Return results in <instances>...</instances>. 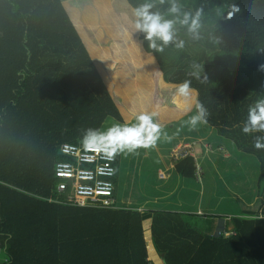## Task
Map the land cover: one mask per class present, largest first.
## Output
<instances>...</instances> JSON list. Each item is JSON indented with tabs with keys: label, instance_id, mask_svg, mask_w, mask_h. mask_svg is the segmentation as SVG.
Here are the masks:
<instances>
[{
	"label": "trees",
	"instance_id": "16d2710c",
	"mask_svg": "<svg viewBox=\"0 0 264 264\" xmlns=\"http://www.w3.org/2000/svg\"><path fill=\"white\" fill-rule=\"evenodd\" d=\"M142 1L0 0L1 264H264V150L254 147L264 133L242 132L249 106L264 95V0H182L183 11L202 9L200 39L177 24L184 47L163 52L134 27ZM157 7L173 19L167 2ZM185 80L195 90L188 100L176 94ZM197 103L231 150L259 164L260 203L229 217L230 230L206 235L192 213L185 221L177 211L151 212L147 220V211L119 202L96 208L67 201L68 190L58 195L55 167L69 160L63 144L140 112H155L164 128ZM172 163L196 180L194 157Z\"/></svg>",
	"mask_w": 264,
	"mask_h": 264
},
{
	"label": "rangeland",
	"instance_id": "374dc122",
	"mask_svg": "<svg viewBox=\"0 0 264 264\" xmlns=\"http://www.w3.org/2000/svg\"><path fill=\"white\" fill-rule=\"evenodd\" d=\"M151 2H154L156 5V7L152 9V11L160 12L161 9L157 7V5L160 4L159 0H151ZM189 2L190 0H185V5H187ZM144 3L145 2L142 1L140 5ZM178 3L180 5L181 4L183 5L182 0H178ZM161 14L165 15V13H161ZM180 28L182 29V26H180ZM194 113L195 112H192L191 115H193ZM191 115L187 116L186 118H183L179 123L176 122L171 124L170 126H168L169 128L166 126L169 132L171 134H177L176 136L179 139L178 146L171 149L170 152L168 148H172V145H169L167 143H165L167 146L166 149L164 151L161 149L163 147V145L161 144L167 141V138L163 140L161 138V140L157 142V145L154 148H148V149L141 148L137 150L135 153H124V155H126V157L128 156L131 157L132 160H136L135 161V165H136L138 164L137 162L141 157H145L146 154L149 153V155L152 156V157L148 156L150 158L149 161H151L152 164H155L154 165L155 168H157L160 165L159 157L163 156L164 153L166 155L168 154L167 157H170L169 159L170 161H174L177 159V157H180L182 155L185 156L190 155L195 159H197L198 163L202 159L208 158L210 164L212 165L211 166L212 169L220 168L219 162L215 167H213L211 161L214 157L216 156L226 157L229 159L228 161H226L228 162L227 163L228 168L225 167L224 168L225 170L222 173H221V169H219V175L222 177L224 186L222 183H219L220 189L209 190L210 188L214 187L213 183H215L216 181V179H214V180H210V187H208V189H199L200 187L199 183H201V180L203 179V176L205 174V169L204 166L202 167L201 163L197 164V173H198L197 177H199L196 178L197 182L195 180H191L193 183L192 185L191 181L189 182V180H187L186 186H184V188L175 189L174 195L166 201L169 202L170 204L166 206L174 207L175 203L173 202L179 201V204L181 205V209H184L186 212L196 214L199 204L205 205L208 202V199L211 198V200L213 199L216 202L213 205L215 209L212 211L211 214H213V212L214 213L231 212L232 213L231 215H238L237 213H242L243 211L246 210L244 209L245 207L249 208V210H253V209L256 210L259 203L256 207H253L254 205L251 207L250 205L253 203V201L256 200V199L253 200L254 199L253 197L255 196L253 192L257 190V186L255 185V183L257 184L256 179L260 172L257 161L254 160L253 156L248 155L246 153L243 154L248 155L252 163H250L249 161L246 162L244 159H240L238 156H240L241 154H238L234 149L231 150V148L227 145V143L223 142L224 141L223 139L225 138L218 136L215 128L209 126L208 124L200 125L196 130H190L189 127L186 125V121ZM132 120L134 123L136 122L135 117ZM106 122L108 123H104V125H102L100 129L107 130L109 127L113 125L114 122H116V120L111 121L110 119H108ZM182 135H184V138L181 140ZM217 139H220L221 144L216 141ZM120 162H121V154L119 155L118 167H121ZM127 169L130 170L128 167ZM209 170H211V168H209ZM209 170H207L206 173H209ZM202 172H204V174ZM137 175L138 176L142 175V179L144 180L143 172L140 171L137 173ZM160 177H162L161 174ZM163 179H167V178H163ZM219 185L217 184V187L215 188H219ZM222 187L224 188L222 189ZM151 189H154V187L153 186L146 187V190L144 192L146 196L142 195V198L137 202V205L141 206V208L139 206L138 207L134 206L136 205L135 202L129 203L124 200L125 202H123L122 204L123 200L119 201L121 195L123 199L128 198L129 191L127 192L126 191L127 189H120V187L119 189H116V200L119 203L121 202L120 207L132 208L134 210H139L141 213H143L145 212L146 208L149 206L151 207L159 206V202L155 201L156 195ZM232 190L236 192L238 191L239 196L233 197L232 195H228L227 192L231 193ZM217 193L219 194L216 195ZM134 195L137 197L136 190H134ZM241 202L243 203L242 204L243 206L241 205ZM247 202L249 203L248 205H246ZM203 209H206V206H204ZM195 217L196 220L194 219L193 223H195V226L198 229L202 230L204 233H207L209 235L210 234L214 235L218 230L217 227L219 220L215 218L214 215L205 216V217H198L195 215ZM191 218L192 216L188 215L187 218H185V221L191 220ZM196 227L194 229H196ZM229 228L231 227H227L225 228V230L227 229L230 230ZM221 230L222 229H220V231ZM145 237L148 246H151L150 234Z\"/></svg>",
	"mask_w": 264,
	"mask_h": 264
},
{
	"label": "clouds",
	"instance_id": "9594fccd",
	"mask_svg": "<svg viewBox=\"0 0 264 264\" xmlns=\"http://www.w3.org/2000/svg\"><path fill=\"white\" fill-rule=\"evenodd\" d=\"M166 2L169 4L167 15L172 16L173 19H167L159 11H152L156 5L151 0H146L144 4L133 9L135 29L145 35L149 48L156 52H163L169 44H174L177 48L184 47V41L177 33V24L186 27L193 39H200L202 9L197 10L193 15L191 12L183 11L178 0H159L160 4ZM191 75L198 78L199 73L193 72ZM194 91L189 80L176 86L177 96L185 100L190 99ZM208 115L204 105L197 103L195 113L188 118L186 125L190 130H196L200 125L208 123ZM135 121L133 124L116 123L107 130L88 128L84 132L83 143L89 149L104 153L107 159L114 160L122 153H135L141 148L156 147L162 135L170 139L156 120L155 112H140L136 114ZM242 132L246 135L264 133V95L249 106ZM254 147L257 150H264V135L254 136Z\"/></svg>",
	"mask_w": 264,
	"mask_h": 264
},
{
	"label": "crops",
	"instance_id": "0c3cea01",
	"mask_svg": "<svg viewBox=\"0 0 264 264\" xmlns=\"http://www.w3.org/2000/svg\"><path fill=\"white\" fill-rule=\"evenodd\" d=\"M108 119H110L111 121L114 120L112 118H107V120ZM106 121L104 123H108ZM116 123H119V122L116 121V122L113 123V125L116 124ZM133 123L134 122L132 120L128 124H133ZM168 128H166V127L163 128V131H165L167 136L170 137V139H167L166 142H163L161 144V145H163V147L161 148L163 151L167 147L165 143H167L169 145H172V148H168L169 151L171 149H173L174 147H177L178 144H179V139L176 136L177 134H171L169 132ZM161 138H162V140L165 139V137L163 135H162ZM183 138H184V135L181 136V140ZM223 140H222L223 142L227 143V140H225V139H223ZM216 141L221 144L220 139H217ZM148 156H151V155H149V153H147L145 157H141L139 159V161L137 162L138 164L135 165V161L136 160H132L131 157H129V156L126 157V155H124V153L121 154V162H120V164H121L120 166L121 167H118V174L119 175L117 176V182H118L117 185H118V189L120 187V189H127L126 191L127 192L129 191V196H128L129 199L128 198H124L123 199L122 195H121L119 201L123 200L122 204L125 201L129 202V203L130 202H135L136 205H134V206L138 207L139 205H137V202L142 198V195L146 196L144 194V192L146 190V187L153 186L154 189H151V190H153V192L155 193V195H156V200L155 201L159 202V206L158 207L149 206V207L146 208L145 211H147V213L145 214V217L147 216V220H149V219L151 220V216H153V214L151 212H158V211L159 212H172V211H177L179 213H184V214L189 213V212H186L184 209H181V205L179 204V201L173 202V203H175L174 207H167L166 205H169L170 203L166 202V201L168 199H170L174 195V190L175 189L184 188V186H186V183H187L186 181L189 180V182H190L191 179L181 178L176 173L175 167H174L172 161L169 160L170 157H167L168 154L166 155L164 153L163 156L159 157L160 165L157 168L154 167L155 164H152V162L149 161L150 158ZM238 157L240 159H244L246 162L249 161L250 163H252L250 161L248 155H245V154L242 153ZM195 160H196V164H200L201 163L202 167L204 166V169H205V174H204V172H202L204 174V176H203V179L201 180V183H199L200 184L199 189H208V187H210V180H214V179H216L215 183H213L214 187L210 188L209 190H211V189H220L219 183H222L223 186H224L222 177L219 175V169H221V173H222L225 170L224 169L225 167L228 168V166H227L228 162H226V161L229 160L228 158L216 156V157H214L212 159L211 162L213 164V167H215L217 165V163L219 162V165H220L219 169H212V167H211L212 165L210 164V161H209L208 158L202 159L199 163H198L197 159H195ZM127 167L131 171L128 170ZM209 168H211V170H209ZM207 170H209V173H206ZM140 171L144 173V180L142 179V175H139V176L137 175V173L140 172ZM160 174H161L162 177H160ZM210 174H211V176H210ZM163 178H167V179H163ZM197 178H199V177H197ZM257 179H258V176H257ZM257 179H256V181H257ZM191 183H192V181H191ZM217 184L219 185V188H215V187H217ZM192 185H193V183H192ZM255 185L257 186L256 183H255ZM223 188L224 187H222V189ZM134 190H136V192H137V197L134 195ZM253 190H255V189H253ZM227 193H228V195H232L233 197L234 196H239L238 195V191L236 192V191L232 190L231 193L230 192H227ZM253 193H254V195L256 194L255 192H253ZM218 194L219 193H217L216 195H218ZM253 198H252L253 200H255V199L257 200L258 199V202H257V205H258V203H260V199L258 197H256V195ZM163 202H165V203H163ZM249 202H251V201H249ZM215 203L216 202L213 199L211 200V198H209L208 202L205 205L199 204V207L197 209V213L196 214H194V213H192V214H194V215H196L198 217H205V216L214 215V217L219 220L218 227H217L218 230L214 234V235H217L218 232L220 231V229L231 227V225L227 226V219L229 217H232L233 215H231L232 214L231 212H222V213H214L213 212V214H211L212 211L215 209V207L213 206ZM242 204L243 203L241 202V205ZM248 204L249 203L247 202L246 205H248ZM204 206H206V209H203ZM139 207L141 208V206H139ZM244 209L249 210V208H247V207H245ZM237 214H240V213H237ZM195 220H196V217H195ZM143 221H144V215H143ZM192 222H193V220H192ZM145 228H147V234H145V235L148 236L149 234H151V221L145 226ZM229 229H231V228H229ZM230 233L232 234L233 232H230ZM230 233H226V236H228ZM205 234L209 235L207 233H205ZM210 235H212V234H210ZM151 244H153V242ZM151 256L154 258V252H153V254ZM152 257H151V259H153Z\"/></svg>",
	"mask_w": 264,
	"mask_h": 264
},
{
	"label": "built area",
	"instance_id": "2783aa9c",
	"mask_svg": "<svg viewBox=\"0 0 264 264\" xmlns=\"http://www.w3.org/2000/svg\"><path fill=\"white\" fill-rule=\"evenodd\" d=\"M59 152L69 160L55 167L56 177L61 180L56 188L58 195L68 190L66 199L73 204L105 209L119 207L113 197L117 156L109 160L104 153L89 149L83 142L65 143ZM117 183L116 179V187Z\"/></svg>",
	"mask_w": 264,
	"mask_h": 264
},
{
	"label": "bare ground",
	"instance_id": "6f19581e",
	"mask_svg": "<svg viewBox=\"0 0 264 264\" xmlns=\"http://www.w3.org/2000/svg\"><path fill=\"white\" fill-rule=\"evenodd\" d=\"M192 143V142H191ZM170 152V151H169ZM162 153H163V151H162Z\"/></svg>",
	"mask_w": 264,
	"mask_h": 264
}]
</instances>
